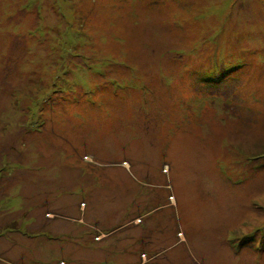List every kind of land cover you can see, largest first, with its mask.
<instances>
[{
    "label": "rangeland",
    "instance_id": "1",
    "mask_svg": "<svg viewBox=\"0 0 264 264\" xmlns=\"http://www.w3.org/2000/svg\"><path fill=\"white\" fill-rule=\"evenodd\" d=\"M2 248L264 264V0H0Z\"/></svg>",
    "mask_w": 264,
    "mask_h": 264
},
{
    "label": "crops",
    "instance_id": "2",
    "mask_svg": "<svg viewBox=\"0 0 264 264\" xmlns=\"http://www.w3.org/2000/svg\"><path fill=\"white\" fill-rule=\"evenodd\" d=\"M9 237H10V236H9ZM6 250H7V249H6ZM6 250H5V248H2L1 251H0V253L4 254V253H5L4 251H6Z\"/></svg>",
    "mask_w": 264,
    "mask_h": 264
}]
</instances>
